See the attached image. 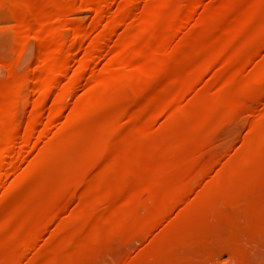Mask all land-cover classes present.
Wrapping results in <instances>:
<instances>
[{
	"label": "rangeland",
	"instance_id": "1",
	"mask_svg": "<svg viewBox=\"0 0 264 264\" xmlns=\"http://www.w3.org/2000/svg\"><path fill=\"white\" fill-rule=\"evenodd\" d=\"M27 1L31 2L0 3V91L4 94L0 92V97L5 106L0 118L14 105L18 117L26 118L38 76L42 73L43 77L45 64L48 60L51 64L57 50L49 45V57L43 54V58H37L36 39L29 37L27 41L20 36L17 8ZM143 1H147V5L142 3L147 9L143 7L146 12L143 16L142 12V18L136 20L134 16L139 5L131 8L133 12L116 26L101 52H92L89 60H83L84 66L77 52L69 56L67 75L71 73L65 81L77 79L59 104L50 103L52 93L40 102L31 145L21 154L19 165L0 183V264H264V93H260L264 83V0H199L191 10V19L179 23L174 37L167 41L163 37L165 22L187 13L191 1ZM118 2L121 0H111L98 13L82 5L75 15L65 17L72 16L76 22L65 19L68 22L61 25L62 30L58 26V35L63 32V41L68 44L70 39L66 38L81 29L85 34L88 31L85 48L96 39L92 44L99 46L108 22L115 21L113 16L121 8ZM228 12L238 18L228 22L223 18ZM51 24L44 29L48 25L52 29ZM50 28L43 30L46 37H50ZM209 29L211 33H207ZM53 37L52 42L58 36ZM117 38L123 39V46L116 44ZM184 38L186 42L181 43ZM259 41L253 52L250 47ZM184 43L198 52L193 54L195 58L191 55L189 61L174 65L178 76L191 72L200 57L220 49L219 64L224 59L239 58L242 65L214 77L202 76L172 110L149 121L147 112L138 109L144 98H131L130 92L145 88L154 77L167 82L168 77L158 69ZM91 47L90 43L89 50ZM127 48L141 53L127 57ZM155 48L160 52L153 55ZM79 65L83 72L78 78L74 73ZM32 74L37 80L27 82L20 92V102H9L13 91H6L8 79ZM124 95L130 97L128 112L122 117L127 127L119 133V155L93 159L83 177L61 171L67 164L78 165L79 159L58 157L46 164L40 162L45 144L72 140L84 128L85 117ZM52 109L58 116L45 135H39ZM144 125V131L136 130ZM96 130L95 135L99 132ZM15 139L17 146L14 143L9 153L17 151L19 139ZM30 167L43 173L42 181L25 198L6 205L3 187L15 183ZM8 168L7 164L2 166L4 172ZM88 182L91 193L86 192L90 197L76 204L74 195L85 190ZM107 191L110 195L105 194ZM116 204H122L123 210L113 213L110 207ZM99 208L105 209L100 216L95 212ZM56 212L65 217L60 214L63 218L59 220ZM54 215L58 220L55 217L43 226ZM32 237L34 245L30 248L13 249V243Z\"/></svg>",
	"mask_w": 264,
	"mask_h": 264
},
{
	"label": "bare ground",
	"instance_id": "2",
	"mask_svg": "<svg viewBox=\"0 0 264 264\" xmlns=\"http://www.w3.org/2000/svg\"><path fill=\"white\" fill-rule=\"evenodd\" d=\"M1 1L2 0H0V3H2ZM110 1L111 0H31V2L27 1V2H23V3L19 4V7L17 8V9H20L19 14H18V18H17V22H18L19 26L18 25L17 26L20 27V30H18V31L20 33V36L23 39L25 38V40H27V41L30 39L29 37H31V38L34 37L36 39V42H37V46H36L37 49L36 50L37 51H35L36 52L35 57L37 56V58H43V54H46L45 56L49 57L48 56L49 54L47 52L49 50V48H48L49 45L53 47L52 48L53 50H56V48H57V50H56V54L53 56L51 64H49V60H48V63H46V64L44 63L46 67L43 65V67H45L43 71H45V72L43 73L42 78H41L42 73L40 76H38L40 80L37 81L36 83H35V80H37V78L35 76H33V74H32V77L31 76L25 77V75L23 77L17 78V79L10 77L8 79V82L7 83L5 82L6 85L4 84V86L7 89L6 91H8V90L13 91V93H12L13 99H12L11 94H9L11 96V98L8 99V101L10 100L9 102H12L13 100L16 103L18 101L20 102L21 97H22V95L20 97V92L23 88H25V85L27 84V82L29 80H31V78L34 79L33 83H35V85H36V87H35L36 93H35V98L33 100V103L31 105V109L27 113V116L24 120H22L23 118L18 117V114L15 110L16 108L14 109V107H16L15 105H14V107L8 105L9 107H12V110L10 108V110L7 111V114L4 115L2 118H0V183L3 182L6 178H8L7 176L9 173H11V171L13 172L12 168L14 169L16 167V165H19L18 161H20L19 159H21L20 156L26 150L27 146L29 145L30 139H31L32 134H33L32 129L34 127V124H36L38 116H40V115H38V113H39L38 110L39 111L41 110L39 108L41 106L40 102L42 101V99L52 93L50 103L52 105H56L62 101L63 94L70 91V89H71L70 85L72 86L73 81H75L76 77L74 78V80H70V81H72L71 83L69 82V80L65 81L66 76H68L71 73V72H69V74L67 75V71H68L67 65L68 64L66 65V62H67L69 56L71 54H73L74 51L77 52L79 55L80 62L82 60L81 63L83 65V60L88 58V56H90V54L92 52L93 53L94 52H96V53L101 52V48H103V44H104L105 40L109 39L110 36L113 34V32H115L116 26L122 24L124 19L126 17L130 16L128 14L133 12V11L130 12L131 8L132 9H133V7L136 8L139 5L140 9H138L139 10L138 15H137L138 17L134 14V16L136 18H138L136 20H140L142 18V16L145 14L146 9H147V6H146L147 1L141 2V0H121V2H118V5H120L119 3H121V6H120L121 8L118 9L117 13L115 12L114 16L112 15L115 21L112 22L111 24H109V22H111V20L108 22V24H107L108 26L106 27V32H105L106 34L105 35L101 34L104 36V39H99V40H103L99 46H96V47L93 46L95 44L94 42H97L98 39H96L94 42H92V41L90 42L92 45L90 50H89L90 43H89V45H86V48L89 46L88 49L85 48V44L83 45V42H85V40L87 38L86 35H88V31H86L87 34H85V32L82 33V31H79L81 29H79V30L77 29L78 31L75 32L76 27L73 26L75 28L72 30L75 33L72 34L73 36H71V38H66V39H70V42L68 41L69 42L68 44L65 41H63V40H65V38L63 39V36H65V35H62L63 32H61V34H60L61 37H60V35H58V33H59L58 26H60V28H61V25L65 24L64 22L67 19H68V21L73 19L74 23L76 22V19H74L72 16L70 17L71 19H69V16L66 19L65 17L68 14L69 15L70 14L75 15L76 12L81 8L82 5H86L89 9H92L95 13H98L101 10H103L105 7H107L108 4H110ZM189 1H191V3L189 2L187 13H185L184 15H182V17H179L178 19H175V20L168 19L165 22L166 30H165L163 37L166 39V41L170 40L171 38L174 37V31H176V29H179V27H178L179 23H181V25H182V23L184 24L189 19H191L190 18L192 15L191 10H193V8H195L197 5H199V0H189ZM140 3L141 4L146 3V5H145L146 7L143 6V4L140 5ZM143 7L146 9H144ZM231 11H233V10H231ZM142 12H143V14H142ZM141 14H142V16H141ZM241 14H242V12H241ZM49 16H51L52 19L50 21V18H49V22H47V23H49V25L51 23L53 24V25L51 24L52 29L48 25V27L51 29L50 34L52 33L54 35L57 32L56 36L61 38V40L59 38L60 42H58V43H55V42L59 41L58 37L55 36L57 40L55 41V39H53L54 42H52L53 35L47 34L50 36V37L47 36L48 37V40H47L46 39L47 38L46 33L43 32V30H45L46 28L49 29L47 26L44 29V25L47 24L46 21H47ZM224 16L225 17H223V18L228 20V22H229V20H233V19L236 20V18H238L237 15L229 13V12H228V14H226ZM68 21H66V22H68ZM70 22L73 23V21H70ZM224 22H225V20H224ZM69 25H70V23H69ZM69 25H67V26H69ZM71 25H73V24H71ZM56 26H57V31L55 30ZM53 27H55V28L53 29ZM61 30H62V28H61ZM46 31L49 32L48 30H46ZM84 31H85V29H84ZM78 32H81V33H78ZM198 33L199 32L196 31L197 36L195 34V36H194V37H196L195 41H198L200 39L199 38L197 40V37L199 36ZM207 33H211V30L209 29L207 31ZM101 35H99V36H101ZM200 35H201V33H200ZM55 37H53V38H55ZM34 38H32V39H34ZM49 38H51V42L49 41L50 40ZM47 41H48V44H47ZM184 41H185V38H184V40L181 41V43ZM85 43H87V42H85ZM92 43H94V44H92ZM188 43L190 44V41ZM53 44H56V45H54L55 47L53 46ZM106 44H108V43H106ZM116 44L119 46H121V45L123 46L124 45L123 39L117 38ZM163 44H164V42H163ZM188 45L184 43V45H182L181 48H179L176 52H171L166 57V59H165L166 61H164L163 64L159 67V69H158L159 73L168 77L167 82L162 83L157 79L159 76L157 78L154 77L153 81H151L149 83V85H147L146 87L144 86L145 88L140 89L137 87L140 90L136 89V91H135V89H134L130 92L131 98H132V96H139V97L144 98L142 105L138 109H141V110H144L145 112H147L149 121H151L152 119L161 115L164 112L172 110L174 108V106L176 105L177 100L179 98H181L183 96V94L185 92H187L194 84H196V82L198 83V81L201 80L202 76L208 75L210 77H214L218 73L222 72V74H224V73H227L229 70L236 69L242 65L239 58L238 59H224L219 64L218 62H219V60H221L220 52L222 51V49H220V47L219 48L217 47L218 49L221 50L220 52H218V53L215 52V54L213 53L211 55L200 57L199 62L197 63L198 65H196L194 68L192 67L193 70H191V72H189L186 75L184 74V76H178V74H175L174 65L175 64L179 65L181 61L188 60L191 55L198 52L196 48H194L193 46H188ZM197 45H198L197 47H199V44H197ZM259 46H260V41H259V43H256L252 47H250V49L253 50V52H254V50H256ZM217 48H216V50H217ZM224 48H225V46H224ZM204 50H206V49H204ZM210 50H211V48H210ZM159 52H160V48H155L152 51V54L156 55ZM211 52H213V51H211ZM211 52H209V54ZM138 53H141V51H139L138 49H135V48H127V50H126V54L127 55L130 54L127 57L135 56ZM199 53H198V56H199ZM39 55H42V56L38 57ZM221 56H222V54H221ZM193 58H195V56ZM193 58L191 57V59H193ZM252 58H254V57H252ZM87 60H89V58ZM84 62H85V60H84ZM178 65L176 67H178ZM217 65H219V66H217ZM80 66L81 65H79L76 68V71L74 73V75L76 74L77 77H78V75H81L80 73L83 72L81 69L82 67H80ZM106 68H108V66H106ZM34 71L38 72L36 70H34ZM105 71H107V70L105 69ZM74 75H72V76H74ZM71 77H69V78L71 79ZM84 77H82V78H84ZM235 78H236V76H234V79ZM138 79H140V78H138ZM145 82H147V81H145ZM29 83H30V81H29ZM139 86H140V84H139ZM202 86H204L203 83H202ZM131 87H133V86H131ZM263 88H264V83L262 84L261 89L263 90ZM261 91H260V93H264ZM7 93H9V92H7ZM1 94H3V92H1ZM130 95H124V97L121 98L120 100L113 102V103H108L107 106L105 105L106 107L103 109L102 108L101 109L98 108L97 110L95 109L96 111L93 112V114H90L89 116L85 117L86 120H85L84 128L81 129V132L77 136H75L72 140L65 142V143L62 142L61 144H60L61 141H59V143L57 142L56 144L53 143V144H47L46 145L44 143L45 146L42 147L44 149V153L42 154L39 152L41 154L39 157H41V158L37 157V162H39V160L41 159L40 162L46 164L50 160H52L54 158H58V157H68L71 159H79V164L77 163L78 165H76L74 167V166H71V164H67L64 167H62L61 171H71L75 176L83 177V176L87 175L89 169H91V166H92L91 163H92L93 159L97 158L98 156L100 157L103 155H105V156H110V155L117 156V155H119V153L121 151V149H119V142H120V137H121V135L119 133L122 129L124 130L127 127L125 122L122 121V117H124L128 112L127 102L129 100ZM3 96H4V94H3ZM5 97H6V95H5ZM2 102L3 101L1 100V97H0V113H1L2 109L5 107V106L3 107ZM9 102L8 103L6 102V103L10 104ZM12 104H15V103H12ZM57 116H58V111H56V109L55 110L52 109V110H49L47 112L46 117H45V121L43 123V127L41 128V131L38 132V133H40L39 135H43L50 128L49 126L52 124V122L54 120H56ZM79 125L80 124H78V127H79ZM96 128L98 130H96ZM94 129L96 131H99L96 135L93 133ZM145 129H146L145 125L142 127L136 128V130H138L140 132L144 131ZM39 135L37 134L36 137H39ZM42 137H44V136H42ZM15 138L19 139V142H17V143H19L18 147H17V149H15L17 151L16 152L12 151L9 153L10 149H12V147L14 146V143L16 142ZM39 139H42V138L40 137ZM37 140L38 139L36 138L35 141H37ZM30 145H31V143H30ZM16 146H17V144H16ZM11 155H12V158L10 157ZM38 158H39V160H38ZM4 164L5 165L7 164L8 167L10 166L11 169L8 168L9 170L6 169L7 171L4 172L5 169L4 170L2 169V166ZM30 168L25 169L26 171L24 173H22L23 176H21V178L19 177L20 178L19 180L16 179L17 181L15 183L9 184V185H6L3 187L1 194L6 196V202H5L6 205L11 206V205L15 204L16 202H18L19 200L25 198L28 191L31 190L32 188H34L36 184H38L39 182L42 181V179H43L42 174L43 173L38 172L39 170L36 168H33V167L31 169ZM16 171H17V169H16ZM14 179H15V177H14ZM84 189L85 190H83L81 192H77L74 195L72 200H74V202L76 204L83 202L86 198H88L87 197L88 195L90 197V193H91L90 191L91 190L89 187V182L86 184V188H84ZM87 190H89L90 193H87L86 192ZM110 192L111 191H107V192H105V194L110 195ZM117 194H119V193H117ZM91 195H93V193ZM70 198H72V197H70ZM104 210H105L104 208H99L95 212H97V215L100 216L103 214ZM122 210H123L122 204H116V205H113L110 207V211L113 213L114 212H120ZM56 213L58 214V212H56ZM60 214H58L57 217ZM64 214H67V213H64ZM61 215H63V214H61ZM63 216L60 217L59 220H62ZM55 217L56 216L54 215L50 219V221H47V222L45 221L43 226L46 223L52 222V220H54ZM57 220H58V218H57ZM93 225H95V222ZM35 240H36V238H35ZM33 243H34V237L29 238L25 241H18V242H16V244L13 243V245H14L13 249H25L26 250V249L30 248L31 246H33L34 245Z\"/></svg>",
	"mask_w": 264,
	"mask_h": 264
}]
</instances>
